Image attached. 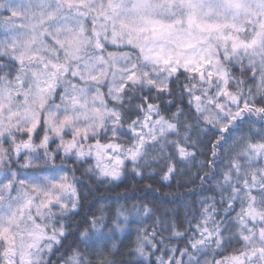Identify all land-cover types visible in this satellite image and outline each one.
<instances>
[{"label":"snow or ice","instance_id":"6c2138e0","mask_svg":"<svg viewBox=\"0 0 264 264\" xmlns=\"http://www.w3.org/2000/svg\"><path fill=\"white\" fill-rule=\"evenodd\" d=\"M0 264H264V0H0Z\"/></svg>","mask_w":264,"mask_h":264},{"label":"trees","instance_id":"16d2710c","mask_svg":"<svg viewBox=\"0 0 264 264\" xmlns=\"http://www.w3.org/2000/svg\"><path fill=\"white\" fill-rule=\"evenodd\" d=\"M193 171H195V169H193ZM77 175H80V173L78 172ZM133 184L136 186L135 191L132 190ZM147 184L151 185V189L145 188V185ZM198 184L199 182L197 181L196 186L189 185L188 188L196 187L198 191ZM125 185H128L127 190L125 189ZM80 187L82 192L88 191L89 187L93 189L92 193L88 197V201L85 203V207L81 209V216L88 212L89 208L95 211V209L100 207L102 204H111L116 200L117 196L126 194L130 200L142 199L154 202L161 209V212L164 209H167L170 212H174L178 220H182L184 215V203L196 198L195 194L187 196L184 195L188 189L177 188L176 181H171V187H169L168 182H162L158 175L143 181L125 180L124 184L118 188H109L103 185H97L95 182H92L89 185L87 178H85ZM121 202L123 203V200H121ZM77 219H79V217ZM149 223H151V221H149ZM164 235L167 236L168 234L165 233ZM70 240L71 237L69 238V241ZM173 243H175V241H173Z\"/></svg>","mask_w":264,"mask_h":264}]
</instances>
